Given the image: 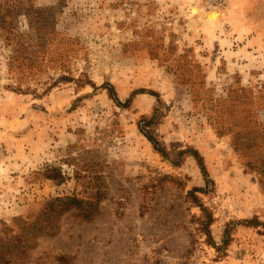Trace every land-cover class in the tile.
Instances as JSON below:
<instances>
[{"label": "rangeland", "instance_id": "rangeland-1", "mask_svg": "<svg viewBox=\"0 0 264 264\" xmlns=\"http://www.w3.org/2000/svg\"><path fill=\"white\" fill-rule=\"evenodd\" d=\"M203 1L0 0L6 264H264V0Z\"/></svg>", "mask_w": 264, "mask_h": 264}, {"label": "trees", "instance_id": "trees-1", "mask_svg": "<svg viewBox=\"0 0 264 264\" xmlns=\"http://www.w3.org/2000/svg\"><path fill=\"white\" fill-rule=\"evenodd\" d=\"M31 67L28 68V70L30 69ZM62 80H65V81H68L69 79L67 77H63ZM110 98L114 100L115 103L121 105V103L117 100L116 96H115V93L113 91L112 88H108L106 89ZM253 125L255 127H258L256 126V121H255V116H253ZM216 121V120H215ZM218 122V119L216 121V123ZM219 126V125H217ZM218 128V127H217ZM258 132H260V135H257L255 137V139L257 140V145H258V149H264V129H260V130H257ZM146 138L148 139V141L152 144L154 150H156L158 153H160L162 156H164V151L163 149L159 146V144L152 138L150 137L149 135H145ZM235 138V137H234ZM250 137H247V139L249 140ZM244 140L247 142L248 140H246L244 138ZM243 142V141H242ZM188 152L192 153L191 150H189ZM192 154L193 155V158L196 160V162L200 165L201 169H203V165H202V159L201 157L196 154V152H193ZM264 158V157H262ZM258 174L259 175H264V168L262 169H258ZM51 172H54V170H50L48 171L46 174H45V178L46 179H51V180H55L56 178L60 177V174L59 173H56L55 175H52ZM56 201H59V202H66L68 204H76L78 205L81 201L80 200H77L76 198L74 197H64L63 199H59L57 198ZM70 207H65V210H68ZM75 209L78 210L79 214L82 216L83 219H88L90 214H91V208H94V207H73ZM48 210L50 212H55V207H48ZM207 229V228H206ZM8 252L5 251L4 253H0V263H8L9 262V259H8Z\"/></svg>", "mask_w": 264, "mask_h": 264}, {"label": "crops", "instance_id": "crops-1", "mask_svg": "<svg viewBox=\"0 0 264 264\" xmlns=\"http://www.w3.org/2000/svg\"><path fill=\"white\" fill-rule=\"evenodd\" d=\"M6 170L11 171L14 170L17 173H14L10 175V179L12 180V192H14L15 195L13 197L17 200V203H15V207H20L18 210H22L21 207H24V205L20 204L22 200H24V165L22 164H10L9 169L8 167ZM12 173V171L10 172ZM22 187V189H20ZM21 193H23L21 195Z\"/></svg>", "mask_w": 264, "mask_h": 264}, {"label": "built area", "instance_id": "built-area-1", "mask_svg": "<svg viewBox=\"0 0 264 264\" xmlns=\"http://www.w3.org/2000/svg\"><path fill=\"white\" fill-rule=\"evenodd\" d=\"M203 3L206 8L218 9L222 8L225 5L226 0H204Z\"/></svg>", "mask_w": 264, "mask_h": 264}]
</instances>
